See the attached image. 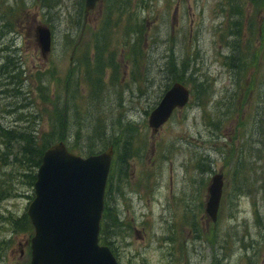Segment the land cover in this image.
Returning a JSON list of instances; mask_svg holds the SVG:
<instances>
[{
	"label": "rangeland",
	"instance_id": "374dc122",
	"mask_svg": "<svg viewBox=\"0 0 264 264\" xmlns=\"http://www.w3.org/2000/svg\"><path fill=\"white\" fill-rule=\"evenodd\" d=\"M83 1L0 0V124L33 137L37 156L61 141L114 147L102 234L118 264H264V0H104L84 27ZM38 25L52 31L46 59ZM174 82L188 104L153 133ZM36 152L0 160V264L30 262Z\"/></svg>",
	"mask_w": 264,
	"mask_h": 264
},
{
	"label": "water",
	"instance_id": "95a60500",
	"mask_svg": "<svg viewBox=\"0 0 264 264\" xmlns=\"http://www.w3.org/2000/svg\"><path fill=\"white\" fill-rule=\"evenodd\" d=\"M100 0H85V12ZM35 39L41 56L50 51V33L37 26ZM188 92L175 83L151 112L148 125L154 133L176 108H182ZM112 148L84 159L67 151L63 143L47 148L34 183V199L27 216L34 230L29 264H117L111 252L98 244L99 222ZM223 181L211 178L205 213L216 222Z\"/></svg>",
	"mask_w": 264,
	"mask_h": 264
},
{
	"label": "trees",
	"instance_id": "16d2710c",
	"mask_svg": "<svg viewBox=\"0 0 264 264\" xmlns=\"http://www.w3.org/2000/svg\"><path fill=\"white\" fill-rule=\"evenodd\" d=\"M237 23H240V22L237 21ZM241 57H242V54L240 53V51L239 52L236 51L230 56L229 59H230V61L232 60L233 62H236V61L240 62ZM233 62H232V65L234 66ZM34 141H35L34 138L27 135V134L14 133L11 129L5 128L1 125L0 126V160H2L3 163H8L9 157L13 158V156L11 154H12L14 145L24 144L31 151L36 152L37 150L32 146V143ZM48 146H49V144L42 146L38 156H37L38 152H36V154L31 155L30 163L34 167H39L43 151ZM73 150L81 151L80 149H73ZM126 152H127V150L125 148L124 156L121 159L122 162L125 160V157L127 156ZM3 167H6V165L0 163V171L3 169ZM109 199H110V196L108 193L107 199H106V208H105L106 217H109V215H110V208H109V202H108ZM106 226H107V219L105 220L104 225H103L105 230H106ZM102 240L106 241L105 238H102Z\"/></svg>",
	"mask_w": 264,
	"mask_h": 264
}]
</instances>
